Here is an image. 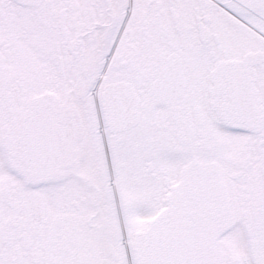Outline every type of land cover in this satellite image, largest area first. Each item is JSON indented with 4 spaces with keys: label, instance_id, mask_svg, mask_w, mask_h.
I'll return each mask as SVG.
<instances>
[{
    "label": "snow or ice",
    "instance_id": "snow-or-ice-1",
    "mask_svg": "<svg viewBox=\"0 0 264 264\" xmlns=\"http://www.w3.org/2000/svg\"><path fill=\"white\" fill-rule=\"evenodd\" d=\"M0 264H264V0H0Z\"/></svg>",
    "mask_w": 264,
    "mask_h": 264
}]
</instances>
